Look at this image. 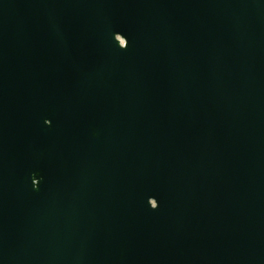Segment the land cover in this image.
<instances>
[{"label": "water", "instance_id": "obj_1", "mask_svg": "<svg viewBox=\"0 0 264 264\" xmlns=\"http://www.w3.org/2000/svg\"><path fill=\"white\" fill-rule=\"evenodd\" d=\"M0 264H264V0H0Z\"/></svg>", "mask_w": 264, "mask_h": 264}]
</instances>
